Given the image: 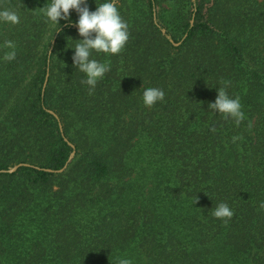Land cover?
<instances>
[{
  "label": "trees",
  "instance_id": "trees-1",
  "mask_svg": "<svg viewBox=\"0 0 264 264\" xmlns=\"http://www.w3.org/2000/svg\"><path fill=\"white\" fill-rule=\"evenodd\" d=\"M50 2L0 0V264H264V0H117L129 39L93 52L91 94ZM224 82L239 124L208 108Z\"/></svg>",
  "mask_w": 264,
  "mask_h": 264
},
{
  "label": "clouds",
  "instance_id": "clouds-1",
  "mask_svg": "<svg viewBox=\"0 0 264 264\" xmlns=\"http://www.w3.org/2000/svg\"><path fill=\"white\" fill-rule=\"evenodd\" d=\"M95 10L90 11L87 0H51L47 6H43V14L54 25H57L56 32L60 27V21H65V26H72L71 12L74 10L78 14L75 20L78 35L83 37L78 40L74 47L72 56L73 65L85 74V79L81 81L86 84L91 94L94 92L97 82L111 70V65L105 61L101 62L92 58L93 52L115 55L122 51L129 39L128 23L122 18L117 7V0H103L97 3ZM0 22L18 24L20 22L19 13L11 9L0 10ZM53 37V34H52ZM4 47L10 49L3 56L6 61H12L16 57V45L13 41H5ZM49 50V49H48ZM228 82H224V87L217 89V95L213 102L208 104V108L213 112H219L225 118H232L237 124L244 118L242 105L238 96L232 97L227 92ZM164 91L159 87L145 88L142 93V102L146 107H152L157 102L164 100ZM235 139V138H234ZM233 210L225 202L219 203L212 211L215 218H228L233 216ZM117 264H132L128 258L118 259Z\"/></svg>",
  "mask_w": 264,
  "mask_h": 264
},
{
  "label": "water",
  "instance_id": "water-1",
  "mask_svg": "<svg viewBox=\"0 0 264 264\" xmlns=\"http://www.w3.org/2000/svg\"><path fill=\"white\" fill-rule=\"evenodd\" d=\"M76 28H77V27H76ZM52 42H54V40H53ZM46 80H47V75H46V78H45V81H44V85H45V83H46ZM49 112H50L51 114H53V115L58 119L57 115H56L54 112H52V111H49ZM71 146H72V145H71ZM73 155H74V152L71 153L69 160L72 158ZM21 166H33V165H29V164H27V163H19V164H16V165L12 166L8 171H9V172L14 171V170H16L17 168H19V167H21ZM34 167H36V166H34ZM36 168H38V167H36ZM46 170H47V171H51L50 169H46ZM59 171H62V169L59 170Z\"/></svg>",
  "mask_w": 264,
  "mask_h": 264
},
{
  "label": "rangeland",
  "instance_id": "rangeland-1",
  "mask_svg": "<svg viewBox=\"0 0 264 264\" xmlns=\"http://www.w3.org/2000/svg\"><path fill=\"white\" fill-rule=\"evenodd\" d=\"M52 26H54V25H52Z\"/></svg>",
  "mask_w": 264,
  "mask_h": 264
}]
</instances>
